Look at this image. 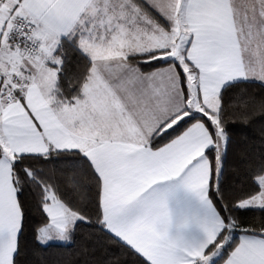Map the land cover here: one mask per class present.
<instances>
[{"label": "snow or ice", "instance_id": "6c2138e0", "mask_svg": "<svg viewBox=\"0 0 264 264\" xmlns=\"http://www.w3.org/2000/svg\"><path fill=\"white\" fill-rule=\"evenodd\" d=\"M257 119L264 0H0V264H264Z\"/></svg>", "mask_w": 264, "mask_h": 264}, {"label": "trees", "instance_id": "16d2710c", "mask_svg": "<svg viewBox=\"0 0 264 264\" xmlns=\"http://www.w3.org/2000/svg\"><path fill=\"white\" fill-rule=\"evenodd\" d=\"M254 88V86H252ZM264 128V120L257 119L248 128L236 127L233 129V147L227 160L226 180L229 183L236 182L243 178L245 160L250 156L258 154L262 149L260 131ZM49 174L58 178L72 173H63L50 166ZM69 187H71L69 185ZM33 217L38 219V213L33 209ZM30 240V238H29ZM79 240L76 246L58 247L53 246L38 253L30 251L28 259L33 264H61L62 261L75 259V253L79 251Z\"/></svg>", "mask_w": 264, "mask_h": 264}]
</instances>
